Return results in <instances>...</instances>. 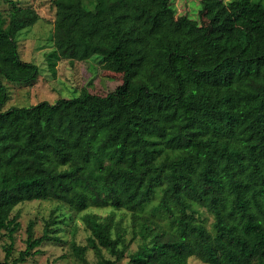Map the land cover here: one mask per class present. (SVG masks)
I'll return each mask as SVG.
<instances>
[{
    "label": "trees",
    "instance_id": "trees-1",
    "mask_svg": "<svg viewBox=\"0 0 264 264\" xmlns=\"http://www.w3.org/2000/svg\"><path fill=\"white\" fill-rule=\"evenodd\" d=\"M51 57L114 60L122 81L106 94L92 92L2 109L3 78L28 81L36 63L21 58L16 36L40 15L14 4L0 15V235L8 243L0 264L34 255L54 238L46 220L10 258L19 227L13 207L54 198L83 211L87 245L96 264H117L124 249L112 213L133 215L160 187L158 207L172 228L142 223L143 240L131 264H264V51L222 53L209 27L176 14L170 0H53ZM203 6L208 0H201ZM233 22L264 36V0H230ZM54 68V61L50 63ZM194 206L213 214L211 228ZM87 245L72 242L83 255ZM106 249L114 258L105 257Z\"/></svg>",
    "mask_w": 264,
    "mask_h": 264
},
{
    "label": "rangeland",
    "instance_id": "rangeland-1",
    "mask_svg": "<svg viewBox=\"0 0 264 264\" xmlns=\"http://www.w3.org/2000/svg\"><path fill=\"white\" fill-rule=\"evenodd\" d=\"M230 0H208L203 6L201 0H170L175 7L176 14H187L199 23L209 27L210 34L219 44L222 53L228 51L253 53L264 51V36H253L236 25L227 9ZM30 6L40 17L29 27L21 29L16 40L21 58L32 61L38 66V74L28 81H15L3 78L7 88V98L2 109L12 105H31L43 99L54 102L59 97H72L77 94L92 92L106 94L115 89L122 81V71L118 64L105 56L92 55L86 59L71 60L64 57H51L54 49L53 20L56 12L61 11L53 0H0V15L7 22L11 7ZM54 61L52 69L50 63ZM160 187L152 199L143 208L136 210V215L128 209H113L109 206H89L102 216L112 213L114 226L111 232L119 234L118 247L124 249L123 256L117 264H131L129 254L133 252L143 240L142 223L151 219L149 225L157 229H170V213L158 207ZM197 218L201 219L208 228H211L213 214L204 207L194 206ZM83 211H77L68 204L54 199L42 198L25 200L16 204L10 215H15L19 227L13 234V248L10 258L18 255L25 247L27 235L26 227L32 221L34 237L42 234L46 220L54 218L49 224V233L54 238L43 239L36 247L39 250L29 255L24 261L17 264H96L99 255L87 245L89 230L81 219ZM9 238L3 232L0 235V261L3 260L4 246ZM72 242L87 245L83 255H78L72 249ZM105 257L114 258L106 249H101ZM189 264H209L192 255L188 258Z\"/></svg>",
    "mask_w": 264,
    "mask_h": 264
}]
</instances>
